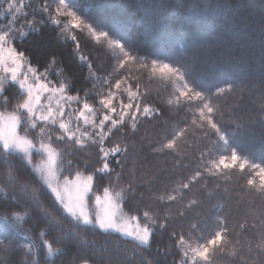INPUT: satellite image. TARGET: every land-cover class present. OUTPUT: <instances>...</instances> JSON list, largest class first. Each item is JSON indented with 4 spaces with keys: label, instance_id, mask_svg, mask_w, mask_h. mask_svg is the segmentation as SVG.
<instances>
[{
    "label": "snow or ice",
    "instance_id": "6c2138e0",
    "mask_svg": "<svg viewBox=\"0 0 264 264\" xmlns=\"http://www.w3.org/2000/svg\"><path fill=\"white\" fill-rule=\"evenodd\" d=\"M242 6L259 7L258 50L250 52L264 67V0H246ZM79 7L68 0H0V203L14 206L0 215L6 225L0 264H17L12 259L17 252L23 264H56L49 257L72 248L80 264H162L161 257L163 264H215L217 256L264 264V161L252 160L230 143L233 136L249 133L255 117L237 115V107L225 111L229 100L238 105L254 88L253 103L264 113V80L251 87L241 80L200 88L190 65L150 52L141 55L123 36L82 19L73 10ZM49 25L59 39L72 42L73 54L87 70L79 85L56 53L41 71L21 50L30 33ZM85 30L105 51L101 65L83 50L79 36ZM247 59L233 55L227 62ZM145 76L148 84L159 81L167 98L159 92L153 97ZM13 86V94L5 95ZM260 123L264 126V116ZM193 144L204 147L198 154L187 151ZM162 156L171 157V165L147 163ZM93 157L98 166L92 165ZM237 166L246 174L249 193L260 200L256 221L240 223L234 232L227 218L218 216V229L208 238L196 222L185 229L188 211L199 203L195 195ZM188 193L193 198L185 203ZM36 209L40 215L33 223L46 221L54 239L45 229L34 239L32 229L19 223L32 219ZM249 230L247 245H241ZM89 235L95 239L89 241Z\"/></svg>",
    "mask_w": 264,
    "mask_h": 264
},
{
    "label": "trees",
    "instance_id": "16d2710c",
    "mask_svg": "<svg viewBox=\"0 0 264 264\" xmlns=\"http://www.w3.org/2000/svg\"><path fill=\"white\" fill-rule=\"evenodd\" d=\"M68 1L70 5L80 6L73 10L77 11L82 19L96 21L105 30L111 29L123 36L141 55L150 52L161 59L167 58L174 61L177 65H190L192 79L200 88L214 90L241 80L250 82L251 87V84L264 80V67L261 66L257 56L250 52L253 47L258 50L260 10L259 7L254 10L243 7L246 0ZM54 28V25H49L42 27L38 34L30 33L20 44V48L27 52L34 65L41 66V71H43L42 65L48 61L51 54L56 53L61 66L79 85L87 70L81 67L73 54L72 42L59 39ZM79 40L83 50L91 54L93 62L101 65L105 59L104 49L91 40L86 30L80 34ZM233 55H247V62L242 64L227 62ZM131 67L133 71L136 70L135 65ZM55 75L53 71L50 78ZM143 83L152 92L153 97L159 92L162 97L167 98V91L159 81L148 84L145 76ZM87 86L90 87V85ZM16 87L9 88L5 95L11 96ZM255 99L256 90L253 88L251 95H246L238 105L236 100H229L225 111L237 107V115L255 117L249 133L233 136L230 143L242 154L248 155L256 162H261L264 161V126L260 123V116H264V113H258L259 105L253 103ZM0 111H4L3 105H0ZM8 111H11V106ZM141 132H144L143 127ZM203 147V144H193V147L187 151H195L198 154L199 149ZM147 163L160 166L165 163L171 165L172 159L162 156L156 159L150 158ZM92 165L98 166L95 157L92 159ZM2 170L0 166V172ZM225 172L222 178L210 179L206 192L195 195L199 203L188 211L187 220L183 223L185 229L188 228L189 223L196 222L199 224V229L203 231L204 237L208 238L218 229V216L226 217L229 228H232L234 232L239 230L240 223L247 222L251 225L256 221L261 203L260 200L255 199L254 193H249L246 186V174L241 173L238 166L234 170H225ZM242 176L243 179H241ZM21 182H26L23 173H21ZM216 184H219V188L215 187ZM257 184H259L258 179ZM0 187H3L2 176H0ZM17 194L20 195L19 192ZM2 197L3 193L0 192V199ZM191 198L193 193H188L185 203ZM45 206H48L47 202ZM9 207L14 206L6 202L0 203V215L6 214ZM15 210L24 211L22 208ZM30 214L32 219L26 216L19 223L23 224L25 229H32L31 235L34 239L37 238L41 229L49 231V238L56 237L54 231L46 228V221L40 220L39 223H33L40 215L38 209L32 210ZM5 228L6 225L0 220V238H3ZM250 231L241 236V245H247L245 236L250 235ZM196 235H200V231H197ZM16 239L22 240L23 237H16ZM87 239L91 241L95 237L89 235ZM166 242L165 234L161 247ZM53 247L55 248L56 245L54 244ZM155 247L154 244L153 251ZM74 252L75 249L72 248L63 256L54 253L49 257V261L54 260L56 264H80L81 256L79 253L74 256ZM12 259L17 264H23L24 258L21 252H17ZM167 259L170 261L172 257L169 256ZM163 260L164 258L161 257L162 264ZM215 264H239V260L217 256Z\"/></svg>",
    "mask_w": 264,
    "mask_h": 264
},
{
    "label": "rangeland",
    "instance_id": "374dc122",
    "mask_svg": "<svg viewBox=\"0 0 264 264\" xmlns=\"http://www.w3.org/2000/svg\"><path fill=\"white\" fill-rule=\"evenodd\" d=\"M68 2H69V1H68ZM4 7L6 8V4L4 5ZM3 19H4V18H3L2 16H0V20L3 21ZM0 74H2V73H0Z\"/></svg>",
    "mask_w": 264,
    "mask_h": 264
}]
</instances>
